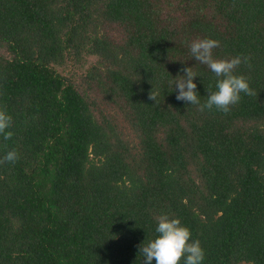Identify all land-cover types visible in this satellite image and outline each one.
<instances>
[{
    "label": "trees",
    "instance_id": "trees-1",
    "mask_svg": "<svg viewBox=\"0 0 264 264\" xmlns=\"http://www.w3.org/2000/svg\"><path fill=\"white\" fill-rule=\"evenodd\" d=\"M205 36L247 57L252 93L228 112L170 83L191 65L207 99L217 77L189 48ZM86 55L79 79L57 69ZM0 105V157L18 152L0 162V264H143L165 212L202 264H264V0H0Z\"/></svg>",
    "mask_w": 264,
    "mask_h": 264
},
{
    "label": "clouds",
    "instance_id": "clouds-1",
    "mask_svg": "<svg viewBox=\"0 0 264 264\" xmlns=\"http://www.w3.org/2000/svg\"><path fill=\"white\" fill-rule=\"evenodd\" d=\"M219 40L213 37H198L189 43L191 57L197 62L206 64L217 79L215 88H208L207 99L201 103L200 91L197 87L196 77L200 75L194 71L191 65L184 67L181 72L174 75L176 79L170 81L177 91V99L190 101V104H199L201 108H213L214 106L224 112L230 111V106L241 99V93H252L249 80L242 73L234 71L237 65L246 60L247 57L235 55L232 57H217L214 48ZM201 76V75H200ZM151 96L156 98V93L151 91ZM11 113L0 105V133L10 137L12 123ZM18 159L16 149H10L0 162L4 160L15 161ZM155 233L153 237H146L139 246L143 254V264H202L205 259V249L198 238H191V228L182 223L178 216L161 213L157 218Z\"/></svg>",
    "mask_w": 264,
    "mask_h": 264
},
{
    "label": "rangeland",
    "instance_id": "rangeland-1",
    "mask_svg": "<svg viewBox=\"0 0 264 264\" xmlns=\"http://www.w3.org/2000/svg\"><path fill=\"white\" fill-rule=\"evenodd\" d=\"M96 60L95 55H86V59L81 63L68 61L66 64L58 65L57 69L63 73L79 79L80 75L86 72L87 68Z\"/></svg>",
    "mask_w": 264,
    "mask_h": 264
}]
</instances>
